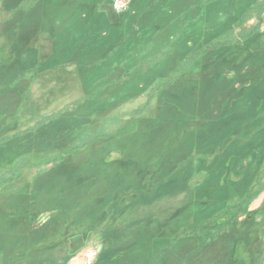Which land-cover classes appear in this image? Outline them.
<instances>
[{
  "label": "rangeland",
  "instance_id": "1",
  "mask_svg": "<svg viewBox=\"0 0 264 264\" xmlns=\"http://www.w3.org/2000/svg\"><path fill=\"white\" fill-rule=\"evenodd\" d=\"M0 185V264H264V0H0Z\"/></svg>",
  "mask_w": 264,
  "mask_h": 264
},
{
  "label": "trees",
  "instance_id": "2",
  "mask_svg": "<svg viewBox=\"0 0 264 264\" xmlns=\"http://www.w3.org/2000/svg\"><path fill=\"white\" fill-rule=\"evenodd\" d=\"M2 65V64H1ZM3 66V65H2ZM28 73V72H27ZM26 73V74H27ZM166 87H168V86H165V87H163L162 89H161V91H160V93H158V95H157V99H161V98H163V96H166V95H170V93H167L168 91H169V88H166ZM164 88H166V89H164ZM162 92V93H161ZM179 105V104H178ZM6 105H2V107H5ZM175 105L174 104H172L171 105V108L173 109L172 111H170L169 113H170V115L173 117V118H175V117H178V118H175L177 121H178V119H180V117L181 116H183V113L181 112V111H176V109H175V107H174ZM168 107L170 108V105H168ZM164 109H166V108H164ZM163 110V109H162ZM186 111V110H185ZM16 112L17 111H15L12 115H10V117H14L15 116V114H16ZM11 119V118H10ZM131 119H134V120H138L139 119V117H136V116H134V117H132ZM12 120H15V119H12ZM128 122H126L125 124H127ZM177 123V122H176ZM144 126H143V129L142 130H144V129H154L155 128V124H154V121L152 122V123H149L148 121H145L144 123ZM178 124V123H177ZM125 126V125H124ZM169 125H165V127H168ZM36 129H38V127L36 128ZM165 130V129H164ZM24 133H26V132H24ZM23 133V134H24ZM181 135L178 133V137L177 138H179ZM98 139H99V137L98 138H95L94 140H92V142H94V145L98 142ZM103 139H106V138H103ZM99 140H101V138L99 139ZM91 142V141H90ZM113 142V141H112ZM111 142V143H112ZM85 144V143H84ZM193 145V144H192ZM194 146H195V144H194ZM193 146V147H194ZM69 149V153H64V151L66 150H64L62 153H58V154H56L57 156H55V155H53V154H48V153H46V155H40V157L38 156V155H34L33 157H32V155L30 154V153H27L28 155H26V154H22L20 157H18V159L14 162V163H12L11 165H10V167L12 168V170H15V172H12V175L11 176H6V178H9V177H15L16 178V176L18 175V173L20 174L21 173V171L24 169V168H26L27 166H29V165H33V166H43V164H47V163H49V162H56V161H60V159L62 158V154H71V153H73V152H75V151H73V149H74V147H69L68 148ZM154 153L157 155V151L154 149ZM25 155V156H24ZM34 158H36V159H38L37 161H41V163L40 164H36V165H34L33 163H35V162H33V159ZM42 158V159H41ZM35 161V160H34ZM36 161V162H37ZM20 162H23L24 164L23 165H20ZM28 162H29V164H28ZM32 162V163H31ZM19 176V175H18ZM82 176V175H81ZM13 177L12 178H10V179H8L7 180V182H4V184H8V183H13L15 180H13ZM94 178H97V177H94ZM105 180H107L108 182H117V181H114L113 179H115V178H112L111 176H108V178H106V177H103ZM92 181H93V179H92ZM91 180L90 181H88V182H86V184H85V186L86 185H88V184H92L91 185V188L93 189V187H94V182H92ZM123 181V180H122ZM77 182H78V179H76V177H73V178H70V183L72 184V186H70V188H72L75 184H77ZM118 183V182H117ZM4 184H2V186L4 185ZM1 186V185H0ZM115 187V186H114ZM45 189V188H44ZM69 189V188H68ZM93 191H94V189H93ZM78 195L79 194H77V193H75L74 195H73V197H78ZM241 195V194H240ZM246 195V194H245ZM244 195V196H245ZM225 211V210H224ZM221 212H223V211H221ZM216 218L218 217V216H215ZM215 217H213V219L215 218Z\"/></svg>",
  "mask_w": 264,
  "mask_h": 264
},
{
  "label": "built area",
  "instance_id": "3",
  "mask_svg": "<svg viewBox=\"0 0 264 264\" xmlns=\"http://www.w3.org/2000/svg\"><path fill=\"white\" fill-rule=\"evenodd\" d=\"M121 6L122 4L119 1H116L114 3V7L117 10H120ZM96 254H97V251L93 249L86 253L85 258L88 260V263H91V260L96 256Z\"/></svg>",
  "mask_w": 264,
  "mask_h": 264
}]
</instances>
